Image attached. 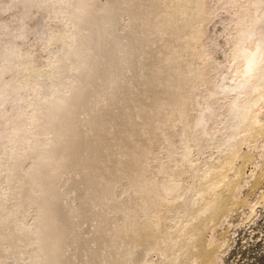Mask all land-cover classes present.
Here are the masks:
<instances>
[{
    "label": "bare ground",
    "instance_id": "1",
    "mask_svg": "<svg viewBox=\"0 0 264 264\" xmlns=\"http://www.w3.org/2000/svg\"><path fill=\"white\" fill-rule=\"evenodd\" d=\"M221 10L232 33L213 26ZM2 13L0 264L216 263L206 231L234 202L241 145L264 135V0H0Z\"/></svg>",
    "mask_w": 264,
    "mask_h": 264
},
{
    "label": "rangeland",
    "instance_id": "2",
    "mask_svg": "<svg viewBox=\"0 0 264 264\" xmlns=\"http://www.w3.org/2000/svg\"><path fill=\"white\" fill-rule=\"evenodd\" d=\"M219 12H220L219 18L221 21H219V23L218 21H216L213 24V26L218 28L222 24L221 22H223L225 25V21L227 20L226 24H228L229 22L230 26L228 25V27L226 28H228L230 31H228V29L226 31L227 33L229 32L232 33L231 24L234 20V17L232 16L231 21H229L231 18L230 19L228 18L230 17V15H232L233 12L231 10H229V12L227 11L228 13L227 12L224 13L222 12V10ZM6 19H7V15L5 13L0 14V20H6ZM40 21H43V20L40 19ZM47 22L48 21L44 22L47 25V27L48 26L49 28L55 27L53 23L49 22L48 23L49 25H48ZM38 23L39 22L30 23L29 30L31 32L28 38L26 39V44H27L26 46L29 47L28 49H30L29 51L33 53V55L36 54L35 55L36 59H37L36 46L31 41L30 37L33 34H38V32L40 31L41 27L38 26ZM220 40L223 41V39H219L215 41L214 43L215 44L217 43L216 44L217 46L220 45L218 46L219 48L218 47L217 48L220 49L221 52L223 51L224 55L225 54L227 55L229 51V45H227L225 41L221 42ZM223 53H221V55H223ZM221 55L219 54L218 56L220 57ZM218 56L216 55L217 57L216 59H218ZM223 57L221 58L223 61L219 58V61L221 60L220 63L224 62L225 58ZM223 64L227 65V63L226 64L223 63ZM221 68H220L221 70H219L220 74L221 72L222 74L224 72L228 73L230 70L228 68V71H224V70H227L226 66H222ZM262 107H264V105H262ZM263 109L264 108H262L261 112H264ZM263 116H264V113H261L259 117L264 118ZM259 120L264 121V119L262 120L261 118ZM259 136L260 137L262 136V137L260 138ZM247 141H248L247 142L248 146L245 145L246 143H244L242 144L243 146L241 145V147H242V150H246V151L248 150L247 152L251 156L248 155L250 158H247V159H251V160L249 161L246 159L245 160L247 162L246 164H245V161L242 162V164L244 165L241 166V170H243L241 172V179L238 180L239 183L236 181L238 184V187L236 186L237 190H235V194H234L235 196L233 195L234 198L232 197L233 198L232 200L234 202H232L228 211L222 216L223 218L221 217V219L217 222L215 226L216 228L214 227L215 229L212 228V230L206 231V234H205V238L207 240L210 241L211 239L212 241L211 243L218 246L217 253L215 255V258H216L215 260L217 261H215L216 263L214 264H264V200H263L264 198V165L262 168V164H263L262 155L264 153V135L260 134L256 138L248 139ZM249 142L251 143L250 145H249ZM212 147L213 146H210L212 150L210 149L209 151L213 154H211L210 152H208V150H206L203 156L200 157V159L203 160L205 156V159L203 160L204 161L203 164H205V162L207 161L206 156L214 155V151H213L214 149ZM236 161L237 163L235 164L237 165L241 164L239 163L240 160H236ZM257 174L259 177L261 175L260 179L259 177H257ZM227 175H228L227 176L228 178L229 177L232 178V172H230V175L229 174ZM255 176L257 178H255ZM253 178L254 180L256 179L255 182L252 181ZM241 180L243 181L241 182ZM252 184L253 185L256 184L254 185V188H252L253 187ZM236 201L237 202L242 201V203L237 204L238 205L237 206L235 204ZM243 202H246V203H243Z\"/></svg>",
    "mask_w": 264,
    "mask_h": 264
}]
</instances>
